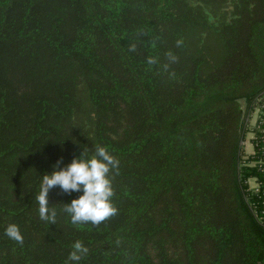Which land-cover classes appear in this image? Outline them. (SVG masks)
Listing matches in <instances>:
<instances>
[{
	"label": "trees",
	"instance_id": "trees-1",
	"mask_svg": "<svg viewBox=\"0 0 264 264\" xmlns=\"http://www.w3.org/2000/svg\"><path fill=\"white\" fill-rule=\"evenodd\" d=\"M96 146L116 214L73 224L81 193L55 187L41 220V176ZM76 241L79 264H264V0H0V264H68Z\"/></svg>",
	"mask_w": 264,
	"mask_h": 264
},
{
	"label": "clouds",
	"instance_id": "clouds-1",
	"mask_svg": "<svg viewBox=\"0 0 264 264\" xmlns=\"http://www.w3.org/2000/svg\"><path fill=\"white\" fill-rule=\"evenodd\" d=\"M76 143V142H73ZM62 160L52 165V171L41 176L39 193L36 196L39 218L55 223L56 211L49 207V191L58 187L62 192L81 193L69 203H64V212L70 216L73 224L91 223L98 225L117 209L112 203L114 190L110 173L118 170L119 161L103 146H96L95 152L88 154L82 147L78 156L70 163L61 166ZM4 235L17 243H23V236L18 225L9 224ZM68 255V264H79L88 249L80 241L72 245Z\"/></svg>",
	"mask_w": 264,
	"mask_h": 264
},
{
	"label": "rangeland",
	"instance_id": "rangeland-1",
	"mask_svg": "<svg viewBox=\"0 0 264 264\" xmlns=\"http://www.w3.org/2000/svg\"><path fill=\"white\" fill-rule=\"evenodd\" d=\"M190 49L193 51H203L208 53L211 61H216L221 55V47L217 36L212 31L198 30L191 33L188 37ZM248 136L244 148L248 150Z\"/></svg>",
	"mask_w": 264,
	"mask_h": 264
},
{
	"label": "crops",
	"instance_id": "crops-1",
	"mask_svg": "<svg viewBox=\"0 0 264 264\" xmlns=\"http://www.w3.org/2000/svg\"><path fill=\"white\" fill-rule=\"evenodd\" d=\"M256 117H257V113L255 112L254 115L252 116L251 120H250V125H249L250 128L254 126L255 121H256ZM251 138H252V134L249 133V134H248V145H249L250 147H248V150H247V148H246V152H247V153H252V151H253L252 144L250 143Z\"/></svg>",
	"mask_w": 264,
	"mask_h": 264
},
{
	"label": "built area",
	"instance_id": "built-area-1",
	"mask_svg": "<svg viewBox=\"0 0 264 264\" xmlns=\"http://www.w3.org/2000/svg\"><path fill=\"white\" fill-rule=\"evenodd\" d=\"M252 186L255 187L256 186L255 183L252 182Z\"/></svg>",
	"mask_w": 264,
	"mask_h": 264
}]
</instances>
